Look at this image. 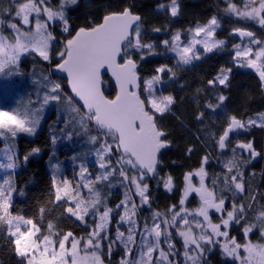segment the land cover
Masks as SVG:
<instances>
[{"label":"snow or ice","instance_id":"snow-or-ice-1","mask_svg":"<svg viewBox=\"0 0 264 264\" xmlns=\"http://www.w3.org/2000/svg\"><path fill=\"white\" fill-rule=\"evenodd\" d=\"M76 3L77 0H57L55 5L51 0H16L13 5L0 7V75L17 74L22 56L35 53L49 63L55 56V69L66 73L71 92L82 101L83 111L73 105L72 97L67 98L68 110L76 113L72 119L85 133L89 132L90 125H94L98 133L89 135L88 142L99 145L96 156L99 168L103 170L88 178L85 175L87 169L82 167L80 178L84 183L73 186L70 181L63 180L56 186L55 200L64 201L65 211L87 229L79 237L72 231L58 229L51 221L43 228L32 218L11 213L9 209L14 190L11 178L0 183V231L20 258L19 264H105V247L109 259L114 249H120L122 255L119 264H203L206 251L217 245L226 257L238 264H264V204L255 214V223L244 226V242L241 243L235 236H230L227 229L233 223L239 224L252 210V204L245 205L233 199L229 209L225 206L226 197L222 194L232 192L234 197L239 196L241 200L247 194L244 174L240 170L242 158H237L236 150L247 151L250 158H255L259 153L251 142H238L231 149L233 156L223 161L226 173L222 179L219 176L214 178L211 188L205 183L207 172L203 165L208 163V157L205 156L200 168L184 176L185 187L179 201L180 208L177 210L176 205H173L167 213L154 211L150 222L145 220L140 224L134 197L140 198L139 206L149 204L145 179L149 174L158 175L157 155L168 146V141L163 139L166 133L157 125L156 114L163 115L169 111L175 98L156 94L155 85L161 82L159 74L143 81L147 93L144 98L137 91L141 83L136 71L137 63L131 58L129 50L148 49L149 54H152L154 46L142 40L141 17L128 7L122 11L108 12L102 22L93 26L81 27L75 35H69L62 41L59 51L52 52V42L56 37L49 30L50 26L59 21L63 25L62 31L69 33L65 8ZM225 3V11L229 15L252 21L264 29V0H241L240 5L233 0H225ZM159 8L169 11L173 17L179 12L177 0H170L168 5L160 4ZM219 27L218 18L213 16L206 24L190 29L191 38L187 42L181 39V33L177 31L171 40L166 39L163 43L166 49L175 54L178 64L187 65L200 59L197 45L202 46L204 52H211L224 44L223 40L213 39ZM154 31L159 32L160 29ZM232 31L242 41L247 38L246 44L234 45L237 65L255 69L264 85V40L245 27H235ZM253 45L257 47L253 48ZM122 54L121 62L118 58ZM104 69L110 71L115 79L118 91L114 98H109L103 91ZM156 71L175 76L167 66L159 67ZM230 71L222 69L214 80L208 81L209 85H226L227 73ZM36 83L48 89L42 100L38 99V107H0V139L5 142V149L0 152L9 161L0 164V168L15 167L14 152L9 154V149L13 147L9 141L14 140L19 133L35 134L43 107L50 101L61 100L60 83L50 80L48 75H43L42 80ZM225 99L223 95L218 97L220 103ZM207 106L215 111L220 104L209 103ZM202 117L203 113L197 119ZM251 126L264 127V113L257 114L255 118L249 117L246 121L234 115L229 116L223 132L218 138L214 137L219 149L223 151L229 147L231 133ZM33 151L38 152L39 149ZM113 156H116L115 164L112 162ZM117 175L120 184L127 190L123 200L111 207L98 185L107 182L105 186L112 187L110 178ZM193 176L199 177L198 187L192 182ZM53 183L56 185L55 179ZM219 184H223V187L218 196ZM164 187L171 191V176L164 180ZM81 189H86L87 194H83ZM191 193L199 197V206L193 210L185 207ZM255 199L252 196L253 202ZM212 211L220 214L219 222H213L210 215ZM40 213L43 219V208ZM86 218H90L91 223ZM253 229H258L260 234L256 242L249 238ZM177 238L180 247H177ZM180 256H183L182 262L178 259Z\"/></svg>","mask_w":264,"mask_h":264},{"label":"trees","instance_id":"trees-1","mask_svg":"<svg viewBox=\"0 0 264 264\" xmlns=\"http://www.w3.org/2000/svg\"><path fill=\"white\" fill-rule=\"evenodd\" d=\"M0 1L4 7H8L7 1L11 2V0ZM177 2L180 3V15L178 18H173L169 12L159 11V5L169 4L170 0H81L76 8L68 12L69 33L55 29L54 35L57 37V43L53 52L59 51L62 48V41L69 35H74L81 27L88 28L102 22L103 16L108 12L122 11L123 8L128 7L134 14L142 18V40L153 44L154 50L152 54H149L148 49L129 50L131 58L141 68L140 76L143 81L150 79L152 76L160 74L156 70L162 66L171 68L175 73L174 77L168 72L161 74V79L166 85L158 92V95H172L175 98V103L163 115H156V122L158 127L166 133L164 139L168 141L171 149L161 154L157 169L158 175L147 176L145 179V182L149 184L150 191L148 206L162 213H167L173 205L179 207L185 183L184 176L200 168L205 156L208 157V163L205 166L209 167V172H212L214 178L219 176L222 179L223 174L226 173L223 161L233 156L231 149L235 148L238 142H251L260 157V161L253 168L249 169L248 162L245 163L244 159L247 154L244 150H236L237 158H242L240 170H244L243 179L247 194L241 200L239 196L234 197L232 192L222 193L226 197V201L229 200L227 202L229 208L233 199L245 205L252 204V210L247 212L245 218L239 224H231L227 229L230 236H235L238 241L243 243L244 226L255 223V214L264 204V127L251 126L248 131L249 135L233 136L225 153L219 149L214 137L218 138L223 132L229 116L234 115L238 119L246 121L249 117L255 118L257 114L264 113V85H262L258 74L243 70L234 64V55L229 48L226 49V53L216 50L209 55L201 54L200 59L195 63L180 65L177 63V59L171 55V50L165 48L163 41L171 40L172 35L177 31L181 33L182 39L187 41L190 29L206 24L213 16H216L221 23L216 38L233 44L237 43L231 37V32L235 27L248 28L262 40H264V29L253 26L254 22L252 21H244L229 15L218 6L216 0H177ZM223 2L227 6L225 0ZM233 2L237 5L241 4V0H233ZM156 28H159L160 31H154ZM56 63L55 56L50 64H45L39 59L35 62L29 58L25 59L20 67L22 74L17 76L25 77L27 86L16 93L30 94L34 98H38L39 94L41 100L39 83L36 81L39 78L42 80L43 75H48L50 80L61 84V100L57 110L53 111L44 128L36 137H16L9 141V144L13 146L10 150L13 149L15 153L13 161L15 169L9 173L14 189L9 210L14 215L19 214L26 218H32L43 228H46L48 222L51 221L58 229L64 232L72 231L79 237L85 234V225L65 211L64 201L57 202L55 200L54 178L48 165L60 163L61 171L65 172L63 176L68 174L67 177H73L70 180L73 186L78 184V180L74 176H80L77 171L81 166L89 169L85 173L88 177L89 174L94 177L103 170L97 165L96 149L99 145H93L86 141L88 133L80 129L79 124L72 119L76 113L71 115L66 113L65 101L70 95L66 89V82L51 76V69ZM39 67L42 70L40 75L35 72ZM222 69L225 71L231 69L227 73L226 85L218 83L214 86L209 85L208 81L214 80ZM30 79H36V81L29 82ZM144 93L142 87V98L145 97ZM105 94L109 98H114L116 95L115 88L109 82ZM220 95L226 98L223 103L218 100ZM209 103L220 104V107L213 111L207 106ZM62 112H65V115H62ZM201 113H203V117L197 119ZM89 133L98 134L94 125H90ZM69 134H71V138H69ZM4 146L5 142L0 139V148ZM34 149H39V151L35 152ZM116 155L118 156L119 153ZM64 156L67 161H64ZM87 160L90 161V164L86 163ZM75 161L82 162L79 169L74 168ZM112 162L115 164L114 156ZM69 170L74 173H70ZM168 176L173 178L171 191L164 187V180ZM110 179L112 187H106L107 182L98 185V187L102 193L106 194V203L115 207L123 200L127 189L120 184L118 175ZM219 186L222 188L223 184H219ZM219 195H221L220 191ZM252 196H255V202H253ZM190 206H194V204L192 203ZM42 208L44 209L43 219L40 213ZM140 212L143 221L145 213L142 210ZM86 219H89L90 223V218ZM142 221H139L141 225L144 223ZM114 230L113 224L112 232ZM249 238L253 242L259 240V230L253 229ZM121 254V251L113 254L111 260H106L107 263L119 264ZM19 260L20 258L13 251V246L7 242L5 234L0 231V264H19ZM203 262L204 264H236L233 260L226 258L219 246Z\"/></svg>","mask_w":264,"mask_h":264},{"label":"rangeland","instance_id":"rangeland-1","mask_svg":"<svg viewBox=\"0 0 264 264\" xmlns=\"http://www.w3.org/2000/svg\"><path fill=\"white\" fill-rule=\"evenodd\" d=\"M12 2H14V3H16V0H12ZM51 2H52V4L53 5H55L57 2H56V0H54V1H52L51 0ZM80 2H81V0H77V3L76 4H69L66 8H65V14H66V17H67V19H68V12H69V10H71V9H73V8H76L79 4H80ZM216 2H217V4H218V6L221 8V9H223L224 11H225V9H226V6H225V4H224V2H223V0H216ZM178 4H179V12H178V15L177 16H175V17H173V16H171V14H170V12L169 11H163V10H161L160 8H159V11L160 12H169V14H170V16L171 17H173V18H178L179 17V15H180V3L179 2H177ZM165 5H168V4H165ZM0 7H4L2 4H1V1H0ZM4 8H6V7H4ZM226 12V11H225ZM227 13V12H226ZM245 21V20H244ZM220 26H221V23H220ZM62 27H63V25L61 24V22H59V21H56L54 24H52L51 26H50V31H55V29H60V30H62ZM220 29V27L219 28H217L216 29V33H215V36L213 37V39H217L216 38V34H217V32H218V30ZM201 36H203V34H201ZM56 37V36H55ZM191 38V32L189 33V36H188V39H187V41L189 40ZM181 39H182V35H181ZM198 39H199V37H198ZM183 40V39H182ZM183 41H185V40H183ZM187 41H185V42H187ZM56 43H57V37H56V39L52 42V44H53V48H52V52H53V50H54V48H55V45H56ZM226 43L224 42V44L222 45V46H220L219 48H216V49H213L211 52H204V50H203V47L202 46H200V45H197L196 46V50L199 52V54H200V57H201V54L202 55H209V54H211L212 52H214V51H216V50H218V49H221L224 45H225ZM253 48H256L257 46H255V45H253L252 46ZM232 52H233V55H234V53H235V47H234V49L232 50ZM231 52V53H232ZM171 55L175 58V59H177V57L175 56V54L171 51ZM234 57V56H233ZM31 59V61H36L37 59H39L40 61H42L43 63H45V64H50L48 61H44V60H42L39 56H37L35 53H32L31 55H26V56H22L21 57V61H20V64H19V70H18V73L17 74H14V75H11V76H4V75H0V107H2V108H13V107H17V106H21V107H23V106H29V107H33V108H35V107H38L39 106V104H38V99L40 100V98H39V96H38V98H34V97H31V95L30 94H22V95H20V94H18V93H16L17 91H21L22 89H24V88H26V83H27V80L25 79V77H23V76H19V77H17L18 75H21L22 74V71H21V69H20V67H21V64H22V62L25 60V59ZM52 58H53V56H52ZM52 58H51V62H52ZM57 59V58H56ZM199 60V59H198ZM198 60H193L190 64H192V63H195L196 61H198ZM233 62H234V64L235 65H237V63H236V60L235 59H233ZM190 64H187V65H190ZM238 66V65H237ZM240 67V66H239ZM240 68H243V69H245V70H247V66H244V67H240ZM36 73L38 72V74L40 75V73L42 72V70H41V68L39 67V68H37V70L35 71ZM162 73H160L159 75H161ZM38 80H41L40 78L38 79ZM34 82V81H36V79H34V80H29V82ZM166 85V83L164 82V81H162V79H161V82L160 83H158V84H156L155 85V91H156V94L158 95V92L164 87ZM219 85H221V84H219ZM37 87H38V85H37ZM142 87L144 88V84L142 85ZM39 88H40V94H41V97H43V95L46 93V92H48V89L47 88H43V87H41V85L39 84ZM38 89V88H37ZM39 90V89H38ZM145 92V91H144ZM147 95V93L145 92L144 93V96H146ZM42 100V99H41ZM29 101H31L32 103L31 104H29ZM67 101V100H66ZM66 101H65V104H66V113H68V115H71L72 113H74V112H70L69 110H68V104L66 103ZM58 103H60V101L59 102H57V101H50L47 105H45L44 107H43V110H42V112L40 113V116H41V119H40V123H39V125L37 126V129H36V132H35V134H27V133H19L18 135H17V137H27V138H34V137H36L38 134H39V132L44 128V126H45V123H46V121H47V119L52 115V113H53V111L55 110H57V108H58ZM73 105L75 106V107H78V106H76V104L73 102ZM62 115H65V112H62ZM156 115H161V114H159V113H157ZM63 118V117H62ZM64 118H66V117H64ZM79 128H80V126H79ZM81 129V128H80ZM83 130V129H82ZM89 135H97V134H95V133H89L88 132V135H87V138H88V136ZM86 141H88V140H86ZM4 142V141H3ZM3 149H5V146L4 147H2V148H0V150H3ZM14 151H13V149L12 150H10L9 149V154H12ZM66 156H64V161H67L66 159ZM114 159H116V156H114ZM15 160V153H14V155H13V161ZM61 160H63L62 158H61ZM7 163H9V161H8V159H7V157L6 156H4L3 154H2V152H0V164H7ZM86 163H88V164H90V161H86ZM52 164V163H51ZM48 165V167H49V169H50V172L52 173V175H53V178L55 179V181H56V185H54L55 186V190H56V186L57 185H60L61 184V182L63 181V180H68V181H70V180H72V178L73 177H67V175L68 174H66L65 176H63L64 174H65V172H64V170L63 171H61V168H60V163L59 164H57V165H55V164H53V165ZM80 164H82V162L81 161H75L74 162V168H78V167H80ZM97 165H99L98 164V161H97ZM82 167V166H81ZM81 167H80V169L77 171L78 173H80V171H81ZM95 167V166H94ZM14 169L15 168H12V169H7V168H0V183H2V181L4 180V179H7V178H9L10 177V175H9V173H11V172H13L14 171ZM87 169V171H89V169L88 168H86ZM206 170V169H205ZM73 173H74V171H73ZM88 173H90V172H88ZM75 175V174H74ZM80 175V174H79ZM69 176V175H68ZM75 177V179L76 180H78V184L80 183V184H82V183H84V181H81V178H80V176H78V177H76V176H74ZM92 177V175H90L88 178H91ZM206 179V178H205ZM81 181V182H80ZM71 182V181H70ZM192 182H193V184L195 185V186H199V177H196V176H193L192 177ZM184 187H185V183H184ZM81 191L83 192V194H87V190L86 189H81ZM133 191H134V189H133ZM182 194H183V190H182ZM193 195H196L195 193H191L190 195H189V197H188V199H187V201H186V203H185V207H187L189 210H193V209H195L196 207H198L199 206V203H198V205H196V206H190V203H192V202H190L191 200H190V197H193ZM134 199L136 200V202H137V205H138V220H139V216H140V218H141V209L143 208V207H146V205H143V206H139L140 205V198L138 197V196H135L134 197ZM190 202V203H189ZM193 204H195V203H193ZM180 208V204H179V207L177 206V210ZM162 213V212H161ZM151 215L152 214H150L149 215V218L147 217V220L150 222L151 221ZM91 220V219H90ZM140 220H142V219H140ZM146 219L144 218V221H145ZM90 223H91V221H90ZM126 227V226H125ZM86 229V228H85ZM114 229H115V224H114ZM86 231H87V229H86ZM174 231V230H173ZM114 232H115V230L113 231V234H114ZM176 243H177V247H180V242H179V238H177V240H176ZM107 244V241H105V245ZM216 247H218V245L216 246ZM215 247V248H216ZM215 248H213V249H211V250H209V251H206V254H205V259H206V257H208V255L209 254H211L213 251H215ZM120 251V249H114L113 250V252H112V255H111V259H112V256H113V254H116L117 252H119ZM104 252H105V255L103 256V259H104V261H105V264H108L107 263V259L108 260H111V259H109V257L107 256V248L105 247V249H104ZM122 255V254H121ZM227 259H229V260H232L231 258H228V257H226ZM178 259L182 262L183 261V256H180V257H178ZM204 259V260H205ZM203 264H204V262H203ZM236 264H238V262H236Z\"/></svg>","mask_w":264,"mask_h":264},{"label":"flooded vegetation","instance_id":"flooded-vegetation-1","mask_svg":"<svg viewBox=\"0 0 264 264\" xmlns=\"http://www.w3.org/2000/svg\"><path fill=\"white\" fill-rule=\"evenodd\" d=\"M52 1H54V0H52ZM8 2V1H7ZM6 2V4H9V5H7V6H10V5H13L14 4V2H12V0H11V2H8L7 3ZM56 2H57V0H56ZM253 26H255V27H259V25L258 24H255L254 23V25ZM221 27V26H220ZM260 28V27H259ZM232 34H233V31L231 32V37H232ZM233 38V37H232ZM234 39V38H233ZM237 43H235V44H233L232 42H229V41H225V40H223L226 44L221 48V49H218V50H220L221 52H223V53H226V49H228L229 48V50H233L234 49V45H236V44H246L247 42H245V43H243V42H239V41H237L236 39H234ZM241 69H243V68H241ZM243 70H245V69H243ZM246 71H250L249 70V68L247 67V70ZM250 72H254V73H256V74H258L256 71H250ZM258 76H259V74H258ZM249 129H250V127L247 129L248 131H249ZM247 131V132H248ZM238 134H242V133H238ZM237 134V135H238ZM250 133L248 132L247 134H243V135H249ZM231 141H232V139H231ZM253 144V143H252ZM254 148V147H253ZM246 154H247V156H246V158L244 159L245 160V163L246 162H248V166H249V169H251V168H253L254 166H256L257 164H258V162L260 161V157H259V155H257L255 158H250L249 157V153L247 152V151H244ZM204 167H205V169H206V172H207V176H206V179H205V183H206V185L207 186H209L210 188L212 187V180L214 179V175L212 174V172H209V167H207V166H205L204 165ZM69 172L71 173H73V171H71V170H69ZM242 172H244V170H242ZM151 176H153V175H151ZM149 177V176H148ZM148 184V183H147ZM220 187V186H219ZM217 188V195L219 196V191H220V188ZM150 194V191H149V184H148V195ZM190 202H192V203H195L194 204V206H196V205H198V203H199V197L197 196V195H193V197H190ZM229 201V200H228ZM228 201H226V207L227 208H229L228 206H227V202ZM189 202V203H190ZM192 203H190V204H192ZM149 204H150V198H149ZM149 204H145L146 205V207H143L141 210L145 213V219L148 217L149 218V215L150 214H152V212H154V211H157L155 208H149ZM230 208H231V206H230ZM229 208V209H230ZM160 212V211H159ZM210 215H211V218H212V220H213V222H219V219H220V214L219 213H216V212H214V211H212V212H210ZM139 219H142V216H141V218H140V216H139ZM140 221V220H139ZM142 221V220H141ZM142 222H144V220L142 221ZM231 226V225H230ZM230 228V227H229ZM228 228V229H229Z\"/></svg>","mask_w":264,"mask_h":264},{"label":"water","instance_id":"water-1","mask_svg":"<svg viewBox=\"0 0 264 264\" xmlns=\"http://www.w3.org/2000/svg\"><path fill=\"white\" fill-rule=\"evenodd\" d=\"M139 23L141 24V26L143 25L142 18H141V20L139 21ZM133 27H135V25H133ZM141 28H142V27H141ZM74 35H75V34H74ZM232 37H233L234 39H236L237 41H239V42H243V43L247 42V38H245V39L242 41L241 38H240L238 35L232 34ZM118 59L122 62L123 54H122L121 58H118ZM140 69H141L140 66L137 64V69H136V71H137V73H138V76H139V78H140V83H141V87H140V89H138L137 91H139V92L142 94L143 79H142V77L140 76ZM249 70H250V71H256L255 69H252V68H249ZM51 76L54 77V78H56V79L64 80V81L66 82V89H67V92L69 93L70 97H72L73 102H74L78 107H80V108L82 109V101H79V99H78L77 97H75L74 94L71 92V88H70V85L68 84V80H67V75H66V73H61V72L57 71V70L55 69V66H54V67H52V69H51ZM102 81H103V86H102V88H103L104 93H105V89H106V87H107V85H108V82H109L111 85H113V87L115 88L116 93H117L118 88H117V86H116L115 79H114L113 76L111 75V72L108 71L107 69H104L103 72H102ZM105 95H106V94H105ZM82 111H83V109H82ZM247 131H248L247 129H246V130H245V129H239V130H237L236 132L230 134V139H232V137L235 136V135H237L239 132L242 133V134H247V133H248ZM164 138H165V137H164ZM164 138H163V139H164ZM170 149H171V146H170L169 144H168L167 147L162 148V149L160 150V152L158 153V155H157L158 161L160 160V156H161V154H162V153H165V152H167V151H169ZM221 151H222V150H221ZM226 151H227V149L223 150L222 152L225 153ZM158 165H159V163L157 164V169H158ZM148 176H151V174H149Z\"/></svg>","mask_w":264,"mask_h":264}]
</instances>
